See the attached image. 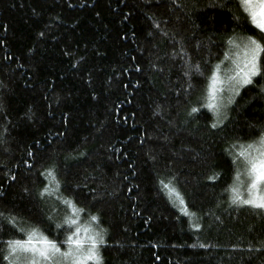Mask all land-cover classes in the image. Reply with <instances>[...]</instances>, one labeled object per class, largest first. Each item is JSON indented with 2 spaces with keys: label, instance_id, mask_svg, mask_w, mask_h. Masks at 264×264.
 Masks as SVG:
<instances>
[{
  "label": "trees",
  "instance_id": "obj_1",
  "mask_svg": "<svg viewBox=\"0 0 264 264\" xmlns=\"http://www.w3.org/2000/svg\"><path fill=\"white\" fill-rule=\"evenodd\" d=\"M245 17L238 0H0V212L22 221L0 219V264L19 228L66 248L65 208L40 195L51 169L98 217L101 264H264V210L231 192L264 76L220 118L202 104L229 40L259 38Z\"/></svg>",
  "mask_w": 264,
  "mask_h": 264
},
{
  "label": "snow or ice",
  "instance_id": "obj_2",
  "mask_svg": "<svg viewBox=\"0 0 264 264\" xmlns=\"http://www.w3.org/2000/svg\"><path fill=\"white\" fill-rule=\"evenodd\" d=\"M240 7L246 13L245 21L254 26L258 30L259 38L252 36L244 38L242 44H235L234 46L240 51L236 54V59L233 61L234 68L232 74L227 77V80H222L219 75V65L214 70L210 77L209 100L206 105L213 110L218 118L221 117L220 109L223 105V98L220 93L224 91V85L227 83L234 95L240 94V89L248 85L254 84V78L257 76H264V64H262V56H264V0H238ZM239 19V17H237ZM158 27V25H157ZM42 35V34H41ZM229 44H234L233 40H229ZM226 59L228 57L226 56ZM199 71V65L196 66ZM260 91L264 92V86L260 87ZM228 103H234V100L229 99ZM199 109L193 108L192 113L198 112ZM213 128L218 126L217 123L211 125ZM241 151L238 153L237 160L242 159L245 165V173L248 179L247 191L249 198L244 199L238 187H232L233 204L249 205L253 208L264 210V130H261L259 139L241 145ZM237 160L233 162L236 163ZM49 176L55 179L54 172L49 170ZM239 177V173L237 174ZM58 184V181H57ZM165 187H169L165 185ZM176 194L174 189H170V194ZM53 190L45 188L40 195L51 196ZM181 205H184V200L180 198ZM65 204L70 205L73 213H76L74 202L65 200ZM182 211L184 208L181 209ZM0 219L6 220L13 226H17L22 221H19L14 216H4L0 212ZM93 221H98V217H91ZM65 223L72 225L77 224L75 219L66 218ZM62 227V225H58ZM199 228L200 225H194ZM18 230L25 232L27 239L25 240H9L4 243L7 245V254L3 259L7 264H89L94 261L95 264H101L100 246L104 243L103 231L91 230V235H88V229L76 228L74 232L66 237L63 243L67 246V250L62 251L60 243L56 240L49 239L44 236L39 229L32 228L25 230L19 228ZM203 246V245H202Z\"/></svg>",
  "mask_w": 264,
  "mask_h": 264
},
{
  "label": "rangeland",
  "instance_id": "obj_3",
  "mask_svg": "<svg viewBox=\"0 0 264 264\" xmlns=\"http://www.w3.org/2000/svg\"><path fill=\"white\" fill-rule=\"evenodd\" d=\"M242 42L243 41H241V42H234V44H230L229 45V51H228V53L225 55L223 61L219 64V75H220V78L222 80H225L226 81L227 80V77L232 74V69L234 68L233 61L236 59V54L240 51V49L236 48L234 45L235 44H242ZM226 56L228 57V59H226ZM210 83H211V81H209L208 88H207V90H206V92L204 94L205 96H204L203 101H202V104L205 107L210 102V100H209V87H210ZM219 95L222 96V98H223V105H225V106H223L220 109V111L223 110V109H225V108H227L229 99H232L233 100V98L236 96L230 90V88L227 85V83H225V85H224V91L222 93H220ZM206 108H208V107H206ZM209 110H211V109H209ZM211 111H213V110H211ZM214 115L216 116L215 113H214ZM240 151H241V149H240ZM243 166H245V165H243ZM48 173H49V171L47 172V176H46L47 177V183H46L45 188L52 189L53 190V194L50 197H52L53 200L57 204H59L60 206H63L65 208L64 221L66 220V218H68V219H75L77 221V224L71 226L73 228L72 232H74L77 227H79L81 229H88L89 230L88 233H87L88 235H91V230L100 231L98 229V226L96 225V221H93L91 218L86 217L84 215V213L79 208H77V207L76 208L78 209V211L76 213H73L72 208L70 207V205L64 203L65 200L70 201V202H72V201L71 200H68L67 198H65L64 196H62L61 193H59V190H58L59 189L58 188L59 185L57 184V179H56L55 172H54L55 179H53L52 176H49ZM241 177H243L242 178V181H244V183H242V182L239 183ZM236 179L238 180V182L236 183L235 187H238L239 188L240 193H241L242 196H243V194H245V196L247 195L245 199L249 198V193H248L247 187H246L247 186V183H248V179H247V176H246V173H245V168L242 170V173L239 174V177L238 176L236 177ZM167 185L169 187H167L166 190H167V193L170 196L172 202L175 203V205H177L180 209L184 208L183 212L186 213L187 210H186L185 204L184 205H181L180 202H179L180 198H182L181 192H179L177 190V188L174 187L172 184H167ZM262 188H264V186H262ZM44 189H43V191H44ZM170 189H174L175 190V193H178L179 195L177 196L174 193L173 194H170ZM67 225H69V224H67ZM64 250H67V246H66V248L62 249V251H64ZM92 262H94V261H90L89 264L92 263Z\"/></svg>",
  "mask_w": 264,
  "mask_h": 264
}]
</instances>
